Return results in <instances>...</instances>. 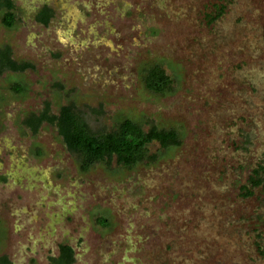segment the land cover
<instances>
[{
  "label": "rangeland",
  "instance_id": "1",
  "mask_svg": "<svg viewBox=\"0 0 264 264\" xmlns=\"http://www.w3.org/2000/svg\"><path fill=\"white\" fill-rule=\"evenodd\" d=\"M12 1L0 50L31 68L0 74V259L53 264L67 244L71 264H264V191L241 193L264 163V0ZM155 64L169 93L141 83ZM71 104L94 133L131 119L180 145L81 172L55 127L25 125Z\"/></svg>",
  "mask_w": 264,
  "mask_h": 264
},
{
  "label": "trees",
  "instance_id": "2",
  "mask_svg": "<svg viewBox=\"0 0 264 264\" xmlns=\"http://www.w3.org/2000/svg\"><path fill=\"white\" fill-rule=\"evenodd\" d=\"M5 9L2 15V24L5 28H11L15 23L13 3L10 0L0 2V11ZM223 13V6H219L215 16H207L211 21L218 19ZM52 13L46 10L39 14L36 20L48 25ZM27 63L17 64L11 57L9 47L0 50V74L4 70L20 72L30 69ZM141 83L153 94L163 95L172 90V79L165 73L161 65L147 66L141 71ZM14 92H19L14 88ZM43 123L55 127L66 149L77 158L81 172H87L95 164H104L107 167L115 160L118 166L133 169L144 162L149 164L157 160L156 155H148V147L157 143L162 149L178 147L180 139L175 130L160 129L154 125L144 129L142 124L131 119H124L110 131L94 133L90 130L87 122L76 112L74 105L62 106L58 114H50L49 105L38 115L29 116L25 125L34 134ZM260 187L264 191V163H259L248 178V184L242 186V196L247 198L253 196L254 189ZM101 225H106L100 220ZM62 258L55 261L56 264H71L73 262V250L62 247ZM264 256V252H259ZM0 264H7L5 258L0 259Z\"/></svg>",
  "mask_w": 264,
  "mask_h": 264
},
{
  "label": "flooded vegetation",
  "instance_id": "3",
  "mask_svg": "<svg viewBox=\"0 0 264 264\" xmlns=\"http://www.w3.org/2000/svg\"><path fill=\"white\" fill-rule=\"evenodd\" d=\"M4 1H6V0H0V2L2 3V2H4ZM10 1H12V0H10ZM12 3H13V12H14V14H15V10H16V6H15V3L12 1ZM46 10V12L47 11H49V12H51L52 13V18L54 17V15H55V13H54V10H53V7H51L50 5H48L47 3H45V4H43L38 10H37V13L35 14V19L37 18V16L39 15V14H42V12H44ZM4 13H6V10L5 9H1V11H0V14H4ZM52 18H50L49 19V22L52 20ZM37 21V20H36ZM38 22V21H37ZM39 23V22H38ZM39 24H41V25H44V24H42V23H39ZM49 24V23H48ZM44 26H46V25H44ZM29 129V128H28ZM30 130V129H29ZM62 247H69V248H71L72 250H73V252H74V249H73V247L71 246V245H67V244H60L59 246H58V255L55 257V258H50L52 261H53V264H56L55 263V261H57V260H60L61 258H62V254H63V252L61 251L62 250ZM73 259H74V253H73Z\"/></svg>",
  "mask_w": 264,
  "mask_h": 264
},
{
  "label": "crops",
  "instance_id": "4",
  "mask_svg": "<svg viewBox=\"0 0 264 264\" xmlns=\"http://www.w3.org/2000/svg\"><path fill=\"white\" fill-rule=\"evenodd\" d=\"M6 260V259H5ZM7 261V260H6ZM8 264V263H7Z\"/></svg>",
  "mask_w": 264,
  "mask_h": 264
}]
</instances>
